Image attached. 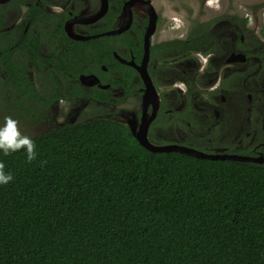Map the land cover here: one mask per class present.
<instances>
[{
  "label": "flooded vegetation",
  "instance_id": "1",
  "mask_svg": "<svg viewBox=\"0 0 264 264\" xmlns=\"http://www.w3.org/2000/svg\"><path fill=\"white\" fill-rule=\"evenodd\" d=\"M145 82L158 96L152 144L264 158V30L247 16L189 24L157 0H0V126L138 128Z\"/></svg>",
  "mask_w": 264,
  "mask_h": 264
},
{
  "label": "trees",
  "instance_id": "2",
  "mask_svg": "<svg viewBox=\"0 0 264 264\" xmlns=\"http://www.w3.org/2000/svg\"><path fill=\"white\" fill-rule=\"evenodd\" d=\"M31 138V163L0 151V264H264V165L153 153L107 119Z\"/></svg>",
  "mask_w": 264,
  "mask_h": 264
},
{
  "label": "rangeland",
  "instance_id": "3",
  "mask_svg": "<svg viewBox=\"0 0 264 264\" xmlns=\"http://www.w3.org/2000/svg\"><path fill=\"white\" fill-rule=\"evenodd\" d=\"M157 1L158 4L165 6V10L169 9L174 14H182L189 24H191L192 19L195 17L206 20L220 12H233L243 17L247 16L248 27L257 28L259 31L264 30V0H210L211 3H214L211 8L203 7L200 0ZM129 107H131L130 104ZM22 133L25 135L28 134Z\"/></svg>",
  "mask_w": 264,
  "mask_h": 264
},
{
  "label": "water",
  "instance_id": "4",
  "mask_svg": "<svg viewBox=\"0 0 264 264\" xmlns=\"http://www.w3.org/2000/svg\"><path fill=\"white\" fill-rule=\"evenodd\" d=\"M144 69V67H143ZM146 87L144 88V93L142 96V114L140 118V123L138 128L135 126V121H130L128 123V129L130 134L134 137L137 143L144 149L153 152V153H169L175 152L179 154H184L190 157L206 160H226V161H235V162H251L256 164H264V158H250L245 156H236V155H205L195 150L175 147V146H156L149 142L147 138V131L149 124L154 120L157 108H158V96L155 89L148 83L145 82ZM151 106V113H147L146 109L148 106Z\"/></svg>",
  "mask_w": 264,
  "mask_h": 264
},
{
  "label": "clouds",
  "instance_id": "5",
  "mask_svg": "<svg viewBox=\"0 0 264 264\" xmlns=\"http://www.w3.org/2000/svg\"><path fill=\"white\" fill-rule=\"evenodd\" d=\"M20 150L26 151L29 163L36 160L35 141L30 136L21 132L18 120L12 117H5L3 125L0 126V151L7 156ZM13 179V175L5 171V164L0 162V185H7Z\"/></svg>",
  "mask_w": 264,
  "mask_h": 264
}]
</instances>
